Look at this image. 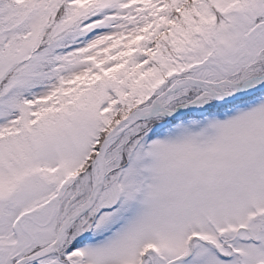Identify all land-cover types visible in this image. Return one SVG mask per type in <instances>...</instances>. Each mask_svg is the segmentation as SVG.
<instances>
[{
	"label": "snow or ice",
	"instance_id": "snow-or-ice-1",
	"mask_svg": "<svg viewBox=\"0 0 264 264\" xmlns=\"http://www.w3.org/2000/svg\"><path fill=\"white\" fill-rule=\"evenodd\" d=\"M0 264H264V0H0Z\"/></svg>",
	"mask_w": 264,
	"mask_h": 264
}]
</instances>
